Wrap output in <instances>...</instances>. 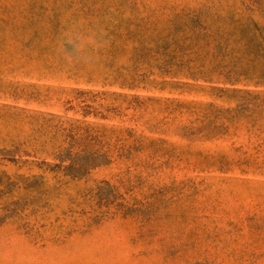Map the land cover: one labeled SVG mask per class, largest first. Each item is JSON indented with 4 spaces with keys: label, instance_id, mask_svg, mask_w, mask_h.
<instances>
[{
    "label": "rangeland",
    "instance_id": "rangeland-1",
    "mask_svg": "<svg viewBox=\"0 0 264 264\" xmlns=\"http://www.w3.org/2000/svg\"><path fill=\"white\" fill-rule=\"evenodd\" d=\"M0 264H264V0H0Z\"/></svg>",
    "mask_w": 264,
    "mask_h": 264
}]
</instances>
